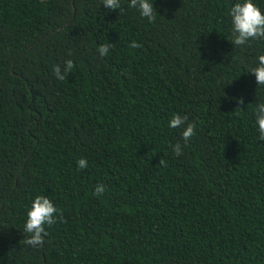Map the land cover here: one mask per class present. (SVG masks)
Wrapping results in <instances>:
<instances>
[{"label":"trees","instance_id":"trees-1","mask_svg":"<svg viewBox=\"0 0 264 264\" xmlns=\"http://www.w3.org/2000/svg\"><path fill=\"white\" fill-rule=\"evenodd\" d=\"M235 2L155 0L149 22L128 0H0V264H264V39L227 40ZM38 195L57 219L31 246Z\"/></svg>","mask_w":264,"mask_h":264},{"label":"clouds","instance_id":"clouds-1","mask_svg":"<svg viewBox=\"0 0 264 264\" xmlns=\"http://www.w3.org/2000/svg\"><path fill=\"white\" fill-rule=\"evenodd\" d=\"M103 6L109 10H117L120 8V0H102ZM155 0H128V7L136 9L140 17L146 18L149 22L156 19L157 11L154 7ZM230 17V39L234 47L245 46L252 40L264 39V10H262L255 0H236L229 9ZM135 43L133 47H135ZM101 57L109 52V45H101L97 48ZM73 68V61L68 60L65 63L63 73L60 66L54 67V75L58 80H64L65 74ZM248 73L255 75L256 84L264 88V54H260L256 58L255 66L248 70ZM254 126L259 133V139L264 140V101H260L255 106ZM187 116L174 114L167 122L169 129H178L183 126L180 133L183 140V147H186L190 139L194 135L195 124L186 123ZM173 153L176 156L183 154L182 145L177 142L172 146ZM77 169H85L88 162L84 158H80L77 162ZM105 192L103 184H97L94 189V195L101 196ZM57 208L51 199L46 196H36L27 212L24 230L29 234L26 243L31 246H38L43 242V236L47 235L46 226L55 223L57 216L55 213Z\"/></svg>","mask_w":264,"mask_h":264}]
</instances>
